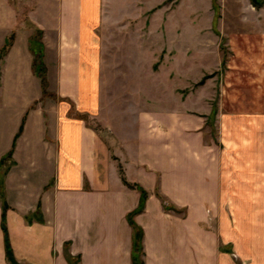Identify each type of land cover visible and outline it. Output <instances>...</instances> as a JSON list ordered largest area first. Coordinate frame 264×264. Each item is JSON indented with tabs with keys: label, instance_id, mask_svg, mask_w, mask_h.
<instances>
[{
	"label": "crops",
	"instance_id": "1",
	"mask_svg": "<svg viewBox=\"0 0 264 264\" xmlns=\"http://www.w3.org/2000/svg\"><path fill=\"white\" fill-rule=\"evenodd\" d=\"M101 9L102 0H0V48L14 33L0 59V158L12 148L5 226L17 264H133L128 213L140 191L119 166L147 191L132 215L138 264H264V26L234 38L217 97L204 90L136 112L133 154L122 159L80 116H101ZM35 28L52 97L32 71ZM1 217L0 200V264H10Z\"/></svg>",
	"mask_w": 264,
	"mask_h": 264
},
{
	"label": "rangeland",
	"instance_id": "2",
	"mask_svg": "<svg viewBox=\"0 0 264 264\" xmlns=\"http://www.w3.org/2000/svg\"><path fill=\"white\" fill-rule=\"evenodd\" d=\"M100 17L101 116H80L123 159L133 154L136 112L179 105L204 90L220 94L234 38L264 26V1L102 0Z\"/></svg>",
	"mask_w": 264,
	"mask_h": 264
},
{
	"label": "trees",
	"instance_id": "3",
	"mask_svg": "<svg viewBox=\"0 0 264 264\" xmlns=\"http://www.w3.org/2000/svg\"><path fill=\"white\" fill-rule=\"evenodd\" d=\"M263 1L264 0H250V2L254 6H260ZM40 36H41L40 29L35 28L34 32L29 37V46L32 51V61H31L32 71L40 80L42 95H53V93L47 89V83H48L47 82L48 81L47 70H46V64L43 59V43L40 40ZM13 37H14L13 32H10V34L6 36L4 43L2 44L0 48V59L2 58V56L8 49L9 45L11 44ZM33 104L31 106H33ZM21 129H22V123L19 126L18 131L14 135L13 143L15 139L17 138V136L19 135ZM13 163H14V160L12 159V148H11L5 154H3L0 158V200H1V205H2L1 226L3 229V233H4V244H5L6 257L10 264H17L13 256V252H12L9 240H8V235H7L6 226H5V209L7 208L8 204L4 197V176H5L6 171L9 169L10 165ZM119 171H120L121 178L126 185L130 187H135L139 189L140 191V200H139L138 205L130 213H128V220L130 221L133 227L132 261H133V264H138V262L140 261L139 255L142 252V247H141L142 231H141V228L133 221L132 215L143 209L144 202L147 196V191L140 184L136 182L127 181L124 176L121 166H119ZM165 207L172 208L170 205H167V204L165 205Z\"/></svg>",
	"mask_w": 264,
	"mask_h": 264
}]
</instances>
